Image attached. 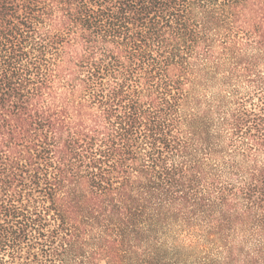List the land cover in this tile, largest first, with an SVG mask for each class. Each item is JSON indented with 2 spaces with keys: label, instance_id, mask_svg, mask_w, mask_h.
<instances>
[{
  "label": "trees",
  "instance_id": "obj_1",
  "mask_svg": "<svg viewBox=\"0 0 264 264\" xmlns=\"http://www.w3.org/2000/svg\"><path fill=\"white\" fill-rule=\"evenodd\" d=\"M0 264H264V0H0Z\"/></svg>",
  "mask_w": 264,
  "mask_h": 264
}]
</instances>
